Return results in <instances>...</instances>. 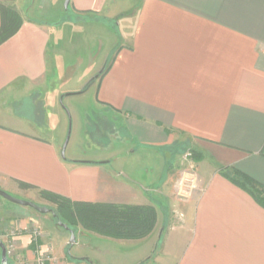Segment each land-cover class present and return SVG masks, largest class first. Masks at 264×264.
I'll return each instance as SVG.
<instances>
[{"label":"crops","instance_id":"1","mask_svg":"<svg viewBox=\"0 0 264 264\" xmlns=\"http://www.w3.org/2000/svg\"><path fill=\"white\" fill-rule=\"evenodd\" d=\"M2 3L24 22L0 46V190L48 208L40 191L158 213L147 239L79 226L71 246L49 216L17 210L0 230L4 243L14 234L25 264H264V208L224 175L234 168L264 186V0H70L69 23L48 22L29 0ZM106 65L86 92L97 85L93 108L120 134L104 137L105 122L90 112L78 114V130L86 136L93 124L95 142L132 144L103 158H63L56 104L86 87L67 90L65 77L82 67L90 82ZM186 149L196 153L199 183L181 200Z\"/></svg>","mask_w":264,"mask_h":264},{"label":"trees","instance_id":"2","mask_svg":"<svg viewBox=\"0 0 264 264\" xmlns=\"http://www.w3.org/2000/svg\"><path fill=\"white\" fill-rule=\"evenodd\" d=\"M0 46L14 37L23 25L20 11L12 5L2 3L0 7ZM108 66L99 74L94 82L102 79ZM238 187L248 192L257 203L264 208V186L250 176L232 168L230 173L224 174ZM24 189L30 186L20 184ZM40 196L56 205L54 210L59 219H66L69 227H81L83 230L113 240L138 241L147 239L156 228L158 213L154 206L120 205L115 203L74 202L63 196L40 191ZM62 217V218H61ZM63 222V221H62Z\"/></svg>","mask_w":264,"mask_h":264},{"label":"rangeland","instance_id":"3","mask_svg":"<svg viewBox=\"0 0 264 264\" xmlns=\"http://www.w3.org/2000/svg\"><path fill=\"white\" fill-rule=\"evenodd\" d=\"M10 1H14V0H6V2H10ZM29 2H34L36 4V10H37V7L41 10L42 9L44 10L45 12L42 14V16L44 17L45 20H47L50 23H54L57 21L63 22V23H69L74 18L72 11H70V10L68 11L69 8L67 10L65 8L66 0H29ZM113 27H116V26L113 25ZM65 65H67V64H65ZM78 70L81 71L80 76L72 78V80H69L67 77H65V81H64L65 89H67V90L70 88H81L82 89L85 86H87L89 81L87 80L88 78H85V76L82 74L83 68L78 67ZM99 72H101V70H99ZM95 86H97V85H95ZM95 86L92 87L88 92H85L84 94H81V95L77 94V95H74L72 97H68V98H66V100H64V102H62V103L57 102V104H56L55 113H57V114L54 113L53 118L55 121L57 120L59 123H61V122L63 123V127H64L63 132L65 135L63 144H65L68 137L70 138V142H69V145H68V148L66 151V157L67 158L71 157L73 153H76V154L81 155V156L103 158L106 155H110L111 153H116V152L121 151V150L124 151L128 147H130L132 144L131 142L125 143L122 145L117 144V143H113L111 146L108 144L109 139H106V138L104 139V137L106 136L105 134L113 133V137H116L117 135L120 134V132H118L117 129L115 128L116 123L113 121L115 119L110 114H108L105 109L99 108L97 106L95 109L93 108V105L95 104L96 96H97V87H95ZM67 94H68L67 92L64 93V95H67ZM88 112H90L92 115L98 113L100 118H102V121L105 122L104 125L103 124L101 125V128L102 129L105 128V132H107V133H104V137H102V139H100V141H98V142H95L93 140V134H91L95 128V126L93 124L91 126L87 124L86 129L88 131V134L86 136L83 134L82 131L78 130V124H77L78 123V114H80V113L83 114V113H88ZM58 117H59V119H58ZM101 134H103V133H101ZM117 138L120 139L121 137L118 136ZM113 142H115L114 138H113ZM179 153H181L180 156H181V161H182L180 168H178L179 170H181V173H182L179 177V181H180L181 177L185 173V170L187 169L185 167L186 164L188 165L187 167L193 165L196 168L195 162H196L197 156H196L195 152H193L189 149H186L184 151L180 150V152L178 151V154ZM176 172H178V170ZM197 172H198V170H197ZM7 193L16 199L33 202L39 206L47 207V206H44L43 204H41L37 200H26L25 198H22V196L12 194L11 192H7ZM4 205L11 206L12 208H14V211L9 212V214H8L5 211V208L2 207ZM53 205H54V207H52L51 209L55 210L56 205L55 204H53ZM17 210L29 211V212H32L34 214L39 215V213L36 212L32 208L23 207L20 205L10 203L7 200L0 197V222L5 215H7V216L10 214L14 215V213H16ZM42 216H49V218H51L49 221V224H51L50 228L55 230V232H63L65 234H67V231L65 229L57 227L55 220L53 221V218L50 214L49 215H42ZM62 221L69 224V222L64 218H62ZM76 232H77V230H76ZM6 233H8V232H3V230L2 231L0 230V240L4 239V235ZM99 246H102L101 249H103L104 251L109 249V247H110V245H104V244L99 245ZM74 250H78V249L75 248ZM103 255L101 254L100 259L106 258ZM0 264H1V251H0ZM9 264H13V262L11 260H9Z\"/></svg>","mask_w":264,"mask_h":264},{"label":"water","instance_id":"4","mask_svg":"<svg viewBox=\"0 0 264 264\" xmlns=\"http://www.w3.org/2000/svg\"><path fill=\"white\" fill-rule=\"evenodd\" d=\"M69 4H70V0H66V3H65L66 10L69 8ZM99 74L96 77H94L90 82H94L98 78ZM90 82L88 84H90ZM80 93H84V91L82 90V92H80ZM67 95H71V94H67ZM62 101H63V98H62ZM69 142H70V138L68 137L64 146H63V149H62V157L63 158L66 157V150L68 148ZM0 197H2L3 199L7 200L10 203L20 205L23 207L32 208L41 215H49L50 214L52 216V218L55 220L57 227L65 229L70 234V245L73 246L76 244V231L74 229H72L71 227H69L66 223L62 222L59 219L57 213L54 211V209H51L48 207H42V206H39L33 202L16 199L3 190H0ZM0 250H1V264H9V259L7 257V247H6V244L2 240H0Z\"/></svg>","mask_w":264,"mask_h":264},{"label":"built area","instance_id":"5","mask_svg":"<svg viewBox=\"0 0 264 264\" xmlns=\"http://www.w3.org/2000/svg\"><path fill=\"white\" fill-rule=\"evenodd\" d=\"M199 175L197 169L191 165L187 167L185 173L181 177L177 187V197L181 200L189 199L196 190H198ZM14 234H10L12 237ZM34 235L36 238L41 236L39 230H35ZM8 236L5 242L7 247V257L13 262V264H25L24 260L17 253V247L15 241ZM3 241V240H2ZM35 264H46L45 258H39Z\"/></svg>","mask_w":264,"mask_h":264},{"label":"flooded vegetation","instance_id":"6","mask_svg":"<svg viewBox=\"0 0 264 264\" xmlns=\"http://www.w3.org/2000/svg\"><path fill=\"white\" fill-rule=\"evenodd\" d=\"M1 251V250H0Z\"/></svg>","mask_w":264,"mask_h":264}]
</instances>
